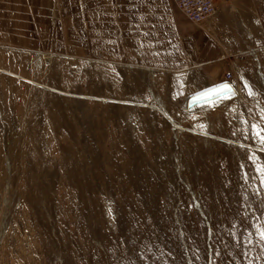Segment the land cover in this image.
<instances>
[{"label":"rangeland","instance_id":"374dc122","mask_svg":"<svg viewBox=\"0 0 264 264\" xmlns=\"http://www.w3.org/2000/svg\"><path fill=\"white\" fill-rule=\"evenodd\" d=\"M261 137L264 0H0V264H264Z\"/></svg>","mask_w":264,"mask_h":264},{"label":"crops","instance_id":"0c3cea01","mask_svg":"<svg viewBox=\"0 0 264 264\" xmlns=\"http://www.w3.org/2000/svg\"><path fill=\"white\" fill-rule=\"evenodd\" d=\"M205 22L206 21L200 23V25L204 24ZM172 23L175 25L174 22ZM175 38L176 37H167L166 39L170 42L175 40ZM177 41H179L180 45L179 49L177 48L179 55L191 56V54H195L193 60L199 61V65H197V67L199 66L206 69L211 68V74L208 75L212 78L210 83L206 84L203 89L193 92L191 95H194L198 92H203L206 89L208 90L209 88L224 82L226 77L225 75H221L220 71L223 69V67L227 66L226 58L230 55L229 49L227 48L225 42H216L214 39H210L202 35H184L179 37ZM196 54L197 56L199 55V57H196Z\"/></svg>","mask_w":264,"mask_h":264},{"label":"built area","instance_id":"2783aa9c","mask_svg":"<svg viewBox=\"0 0 264 264\" xmlns=\"http://www.w3.org/2000/svg\"><path fill=\"white\" fill-rule=\"evenodd\" d=\"M185 16L196 24L203 23L216 11V0H174ZM230 79V76L228 77ZM225 83H230L228 80Z\"/></svg>","mask_w":264,"mask_h":264},{"label":"water","instance_id":"95a60500","mask_svg":"<svg viewBox=\"0 0 264 264\" xmlns=\"http://www.w3.org/2000/svg\"><path fill=\"white\" fill-rule=\"evenodd\" d=\"M224 86H228L230 89H232V86L229 83H224L222 85L213 87V88H211L209 90H206V91H203V92H200L198 94H195V95L191 96L189 98V103L193 104L196 101H201V100H204V99H207V98L215 97L218 94L224 92V91L221 90Z\"/></svg>","mask_w":264,"mask_h":264},{"label":"snow or ice","instance_id":"6c2138e0","mask_svg":"<svg viewBox=\"0 0 264 264\" xmlns=\"http://www.w3.org/2000/svg\"><path fill=\"white\" fill-rule=\"evenodd\" d=\"M221 90L222 91H230V88L228 86H224ZM258 135H259V133H258ZM261 139L264 140V137H261ZM260 171L262 173H264V168H261ZM261 235L264 236V233H261Z\"/></svg>","mask_w":264,"mask_h":264},{"label":"bare ground","instance_id":"6f19581e","mask_svg":"<svg viewBox=\"0 0 264 264\" xmlns=\"http://www.w3.org/2000/svg\"><path fill=\"white\" fill-rule=\"evenodd\" d=\"M225 83V82H224ZM222 85V84H221ZM219 86V85H218ZM216 87V86H215ZM211 89V88H210ZM232 90H233V88H232ZM206 91V90H205ZM195 95V94H194ZM193 96V95H192ZM190 98V97H189ZM189 98H188V100H189ZM189 105H191L190 103H189Z\"/></svg>","mask_w":264,"mask_h":264}]
</instances>
